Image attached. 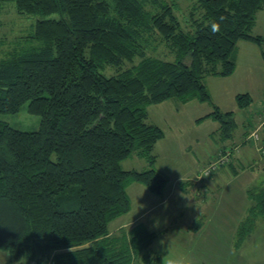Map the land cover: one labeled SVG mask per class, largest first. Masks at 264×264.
Listing matches in <instances>:
<instances>
[{
    "label": "trees",
    "instance_id": "1",
    "mask_svg": "<svg viewBox=\"0 0 264 264\" xmlns=\"http://www.w3.org/2000/svg\"><path fill=\"white\" fill-rule=\"evenodd\" d=\"M10 1L44 17L0 55V113L26 101L39 116L35 130L0 119V250L12 264H157L154 231H108L129 208L127 183L160 193L165 182L153 153L163 130L146 106L208 100L202 79L233 71L238 40L264 45L251 32L264 0ZM106 65L113 73L99 71ZM250 100L235 94L238 107ZM206 115L230 135L232 110ZM131 152L147 168L123 169ZM250 200L264 213V191Z\"/></svg>",
    "mask_w": 264,
    "mask_h": 264
},
{
    "label": "rangeland",
    "instance_id": "2",
    "mask_svg": "<svg viewBox=\"0 0 264 264\" xmlns=\"http://www.w3.org/2000/svg\"><path fill=\"white\" fill-rule=\"evenodd\" d=\"M186 3L181 1L182 9ZM48 16L57 17L58 13ZM41 17L44 16L38 13H18L12 1H3L0 55L13 44H18L17 39L31 34L35 20ZM262 49L264 45L260 46L261 52ZM234 57L238 65L237 71L231 72L234 75H207L202 79L209 94L208 100L182 102L168 98L146 106L148 121L158 124L165 135L163 144L166 150L160 149L156 166L165 180L164 194L173 186L185 187L186 193L170 192L166 203L160 206L163 212L158 210L161 216L159 225L167 230L158 234L150 245L160 256L157 264H161L165 251L186 255L193 264H264V213H254L250 207L253 202L250 194L254 196L264 191V154L259 152V140L247 137L252 130L259 135L264 131V124L258 123L264 119V62L256 64L250 59L248 50L243 49L237 55L234 53ZM99 71L110 74L113 68L106 65ZM241 92H247L251 97L244 107H238L235 102V94ZM214 106L220 111L232 110L233 125L229 136L223 135L217 119L206 115ZM0 119L20 130H35L39 124V116L28 112L26 101L15 112L0 113ZM228 141L230 143L226 144ZM238 144L241 146L234 147ZM225 146H230L226 149L229 152L232 149L230 159L237 174L233 176L232 168L226 163H223L225 166L216 164L225 172L214 173L213 180L207 184L201 179L193 182L194 175L199 173V177L202 176L207 152ZM244 149L249 154L243 155ZM120 166L142 169L147 168V162L131 152L120 161ZM187 179L189 183H185ZM191 181L194 184H190ZM177 201L184 206L180 213L175 208ZM139 208L136 205L135 212ZM147 216L143 214V217ZM187 220H192V232L176 229L175 224ZM114 222L108 226L111 228ZM0 264H12L2 250Z\"/></svg>",
    "mask_w": 264,
    "mask_h": 264
},
{
    "label": "crops",
    "instance_id": "3",
    "mask_svg": "<svg viewBox=\"0 0 264 264\" xmlns=\"http://www.w3.org/2000/svg\"><path fill=\"white\" fill-rule=\"evenodd\" d=\"M251 32L253 34H260L261 36H264V7H262L261 9H259L256 14H255V20L253 23V26L251 28ZM248 50L249 52V56L250 59H252L254 62H256V64L264 62V56H262V52L260 50V46H258L256 43L249 41V40H245V39H240L236 42L235 44V53L236 55L238 54V51L240 50ZM234 71H237L238 69V65H237V61L234 57ZM236 73V72H234ZM228 75H234V74H228ZM225 77H230V76H226ZM147 119H148V113H147ZM153 123V122H152ZM258 123H260L261 125L264 124V119H261ZM156 124V123H155ZM259 124V125H260ZM158 125V124H157ZM262 136H264V131H262ZM165 136V135H164ZM164 136H162L160 139H158L154 146H153V153L155 154V162H154V168L156 170H158L157 166V159L159 154L160 149L165 151L166 150V146L165 144H163V140H164ZM230 143L229 141L226 143L228 144ZM236 146H241V144L238 145H234V147ZM227 148H230V146H225V147H218L216 148L215 152L213 151L212 153L209 151L207 152L208 154V159L207 161L204 163L203 166H207L209 165L212 161H214L219 153ZM233 148V147H232ZM159 149V150H158ZM243 155H247L249 154L247 149H244L241 152ZM231 154H232V149L230 151V156L228 158V160L225 162V165H229V167H231L232 172H233V176H235L236 173V169L232 166V162H231ZM219 165V164H218ZM216 165V167L211 168V170L209 171L208 174H205L201 177H199V173H197L194 177H193V182H198L200 179L204 182H209L213 180V174L216 172H225V170L220 167L223 164H220V166ZM223 165V166H225ZM218 166V167H217ZM145 167H143L142 169H144ZM195 168H193L192 170L194 171ZM140 170V169H138ZM160 173V171H159ZM189 179H187V181L185 180V183H189L188 182ZM183 181V180H181ZM192 181L190 182V184L192 183ZM184 182V181H183ZM194 184V183H192ZM197 189V188H196ZM177 190L178 194H183L185 195V187L183 188H178L176 186H173V188L169 191H167L164 194V190L162 188L160 193H153L151 191H149L145 185H143L140 182H136V181H131L129 183H127V185L125 186V191L128 195L129 198V208L126 212L114 217L112 220L109 221V223H111L112 221H116L114 222L115 224H112V227L110 228L108 226V231L110 234H116L119 231H128L134 224L136 223H141L142 225H144V227L150 231H154L156 233V236L158 234H164L165 233V229L167 230V228L164 226H160L159 223L161 222V216L158 212L159 209H161L160 211L163 212V209L160 208V206H162L164 203H166V197L169 195L170 192ZM199 194V191H197L196 195ZM181 201H177L175 204V208H177V212L180 213L181 209L184 206L181 204ZM187 203V202H186ZM136 205H139V211L135 212L136 209ZM182 205V206H181ZM186 206V205H185ZM189 206H187L186 209H188ZM157 209V210H156ZM157 212V213H156ZM143 214L148 215L147 217H143ZM174 220V219H173ZM191 222L192 220H187V222H182L181 224H175V226H177V230H182L185 231V233L192 232L191 230ZM108 223V225H109ZM171 223V222H169ZM155 236V237H156ZM155 239V238H154ZM153 239V240H154ZM153 242V241H152ZM151 242V243H152ZM151 245V244H150ZM152 249V248H151ZM153 251H155L154 249H152ZM156 252V251H155ZM157 253V252H156Z\"/></svg>",
    "mask_w": 264,
    "mask_h": 264
},
{
    "label": "clouds",
    "instance_id": "4",
    "mask_svg": "<svg viewBox=\"0 0 264 264\" xmlns=\"http://www.w3.org/2000/svg\"><path fill=\"white\" fill-rule=\"evenodd\" d=\"M226 17L221 16L219 21H213L211 23V31L217 33L221 31V22L224 21ZM161 264H193L192 260L183 254H173L165 251V254L161 257Z\"/></svg>",
    "mask_w": 264,
    "mask_h": 264
},
{
    "label": "built area",
    "instance_id": "5",
    "mask_svg": "<svg viewBox=\"0 0 264 264\" xmlns=\"http://www.w3.org/2000/svg\"><path fill=\"white\" fill-rule=\"evenodd\" d=\"M247 137L252 138L253 140L254 139L259 140V147H258L259 152L264 154V136L259 135L255 130H252L251 132L248 133ZM229 154H230L229 150L228 151L226 149L222 150L220 155L214 161H212L209 165H207L204 168V170H202V174L203 175L208 174L211 168L215 167L216 164L225 163L229 158ZM31 264H36V263L32 262Z\"/></svg>",
    "mask_w": 264,
    "mask_h": 264
}]
</instances>
